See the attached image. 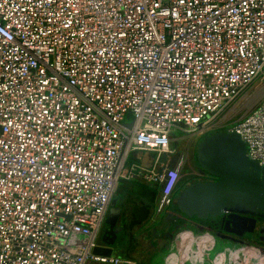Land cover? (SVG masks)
I'll return each instance as SVG.
<instances>
[{
  "label": "built area",
  "instance_id": "obj_1",
  "mask_svg": "<svg viewBox=\"0 0 264 264\" xmlns=\"http://www.w3.org/2000/svg\"><path fill=\"white\" fill-rule=\"evenodd\" d=\"M262 81L264 0H0V264H134L93 254L119 182L169 207ZM227 132L264 166V94Z\"/></svg>",
  "mask_w": 264,
  "mask_h": 264
},
{
  "label": "water",
  "instance_id": "obj_2",
  "mask_svg": "<svg viewBox=\"0 0 264 264\" xmlns=\"http://www.w3.org/2000/svg\"><path fill=\"white\" fill-rule=\"evenodd\" d=\"M195 161L212 180L193 183L179 194L173 221L180 218L204 228L205 220H214L211 213L218 209L220 218L210 225L219 223L220 229L235 235L231 228L236 224L248 237L257 220L264 222V166L249 160L244 143L229 132L204 137L196 148ZM128 212L116 203L110 206L93 254L110 257L123 246L122 229L117 224L121 216L128 218ZM262 231V227L257 228V233Z\"/></svg>",
  "mask_w": 264,
  "mask_h": 264
},
{
  "label": "crops",
  "instance_id": "obj_3",
  "mask_svg": "<svg viewBox=\"0 0 264 264\" xmlns=\"http://www.w3.org/2000/svg\"><path fill=\"white\" fill-rule=\"evenodd\" d=\"M216 133L220 132H211L204 137ZM204 137L198 140L184 139V141H194L193 150L195 149V152L193 158L191 156L190 164L188 165L190 170L187 168L185 170L184 167L180 173L173 194V203L169 207H160L159 187L140 182L120 181L121 183H119L117 190L123 188L125 192L121 196L116 194L110 204L116 203L124 211L129 209L127 213L128 218L125 222L130 223L131 229L123 234L121 238L123 246L111 257L128 260L134 264H160V262L162 264H233L232 261H235L233 258H230L228 262L227 249L235 251L238 245L240 247L242 245L222 241L208 231L194 225L173 222L174 217L177 215L175 203L179 194L193 183L207 181L205 179V173L200 170L195 161L196 148ZM119 220V226L123 227L124 217H120ZM184 224L185 226H191V228L177 229L179 228L178 226H183ZM161 229L172 236L169 238L166 236L167 234L162 233L160 234L159 240L155 242L153 240L152 230L155 233H160ZM179 236L186 239V242L181 244L180 249L172 244L173 239ZM167 245L169 247L168 251L161 252V249ZM240 249L238 248V250ZM86 264L97 263L89 262ZM239 264L258 263L256 261L245 262L241 259Z\"/></svg>",
  "mask_w": 264,
  "mask_h": 264
},
{
  "label": "rangeland",
  "instance_id": "obj_4",
  "mask_svg": "<svg viewBox=\"0 0 264 264\" xmlns=\"http://www.w3.org/2000/svg\"><path fill=\"white\" fill-rule=\"evenodd\" d=\"M263 94H264V81L255 83V85L252 86L248 91L247 96L242 97L240 101L237 102L236 105H234L233 108H230L227 111L225 117L221 118V120L218 121L213 132H222V131L227 132L233 126L240 123L243 120V118L258 105ZM193 148H194V141H190V140L189 141L185 140L180 142L178 141L177 154L173 158V161H177V160L183 161L184 163L183 169L185 167V170L186 168L190 170V167L188 166V160L191 158ZM124 192L125 190L123 188H119L116 191V194H118V196H121ZM191 226H187V225L185 226L184 224L183 226L182 225L178 226L179 228L177 229L181 230L182 228H186V227L191 228ZM185 242L186 239L179 236L173 239L172 244L173 246L178 247V249H180L181 244ZM239 244L242 245L241 247L238 245V248H241L240 250H238V248L235 251H231L227 249V255L229 257L228 262L230 261V258L231 259L233 258L235 259V261L234 260L232 261L233 264H239L241 259H243L245 262L256 261V263L258 264H264V252L261 249L256 247H250L249 245L246 244H241V243ZM168 248H169L168 245L166 247H163L161 249V252L162 251L167 252ZM160 264H162V262H160Z\"/></svg>",
  "mask_w": 264,
  "mask_h": 264
},
{
  "label": "flooded vegetation",
  "instance_id": "obj_5",
  "mask_svg": "<svg viewBox=\"0 0 264 264\" xmlns=\"http://www.w3.org/2000/svg\"><path fill=\"white\" fill-rule=\"evenodd\" d=\"M195 150V149H194ZM192 151V158H193V155H194V152L195 151ZM190 164V159L188 160V165ZM205 179L207 180V181H211L212 179H211V177L209 176V175H207V174H205ZM110 206H111V204H110ZM110 206H109V208H110ZM108 208V209H109ZM216 210V209H215ZM214 210V211H215ZM108 212V211H107ZM216 212H221V211H219L218 209L215 211V212H213V213H211V214H213V216H214V220L213 219H207V220H205V223L207 224V225H205V227L203 228V227H201V226H199V225H197V224H192V225H194V226H196V227H198V228H200V229H203V230H206V231H208L210 234H213L215 237H217L218 239H220V240H222V241H226V242H229V243H234V244H239V243H241V244H246V245H250V246H254V247H256V248H259V249H261L263 252H264V222H258V220H257V222H256V224H255V229H254V232L252 233V234H250L248 237H247V235H246V232H244L243 230H240V228H239V226L238 225H236L235 224V226L234 227H232L231 229H232V231L235 233V235L233 234V235H231L230 233H228L226 230H225V228H223V229H220V226H219V223H213L214 224V226H212V225H210V223H212V222H218V220H219V215L216 213ZM107 214V213H106ZM123 216H121V218H122ZM175 218V217H174ZM123 220V219H122ZM126 220H124V224H123V227H120L119 226V223H120V220H119V222H118V227L120 228V229H122V233H121V237L120 238H122L123 237V234L124 233H126V232H128V231H130V229H131V226H130V223L129 222H125ZM173 222H175V223H177V222H180V223H187L188 225H190L191 223L189 222V221H186V220H184V219H178V220H175V221H173ZM172 222V223H173ZM104 223V222H103ZM215 224H216V226H215ZM104 225V224H103ZM103 225H102V227H101V230H100V232L102 231V229H103ZM125 225V226H124ZM258 227H262V229H263V231L261 232V233H257V228ZM162 233H164V234H167L166 236H168L169 238H171V234H169V233H167V232H164V230L163 229H161V231H160V233H155L154 232V230H152V235H153V240H155V242L157 241V240H159V237H160V234H162ZM100 234V233H99ZM261 238V239H260ZM261 240V241H260Z\"/></svg>",
  "mask_w": 264,
  "mask_h": 264
},
{
  "label": "trees",
  "instance_id": "obj_6",
  "mask_svg": "<svg viewBox=\"0 0 264 264\" xmlns=\"http://www.w3.org/2000/svg\"><path fill=\"white\" fill-rule=\"evenodd\" d=\"M224 132V131H223Z\"/></svg>",
  "mask_w": 264,
  "mask_h": 264
}]
</instances>
